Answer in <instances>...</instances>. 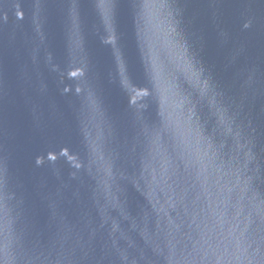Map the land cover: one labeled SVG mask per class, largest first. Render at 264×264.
<instances>
[{"label":"water","instance_id":"1","mask_svg":"<svg viewBox=\"0 0 264 264\" xmlns=\"http://www.w3.org/2000/svg\"><path fill=\"white\" fill-rule=\"evenodd\" d=\"M0 264H264V0H0Z\"/></svg>","mask_w":264,"mask_h":264}]
</instances>
